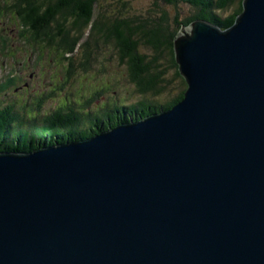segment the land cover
Here are the masks:
<instances>
[{
    "label": "water",
    "instance_id": "water-1",
    "mask_svg": "<svg viewBox=\"0 0 264 264\" xmlns=\"http://www.w3.org/2000/svg\"><path fill=\"white\" fill-rule=\"evenodd\" d=\"M174 51L172 109L0 153V264H264V0Z\"/></svg>",
    "mask_w": 264,
    "mask_h": 264
},
{
    "label": "trees",
    "instance_id": "trees-1",
    "mask_svg": "<svg viewBox=\"0 0 264 264\" xmlns=\"http://www.w3.org/2000/svg\"><path fill=\"white\" fill-rule=\"evenodd\" d=\"M164 1L172 6L188 5L192 11L171 20L166 11L146 19L125 15L126 4L110 14L108 8L99 7L100 0H9V4L1 5L0 19L6 15L13 26L19 23L16 27L24 37L20 35L34 44L41 58H50L47 63L57 61L64 74L57 85L51 81L52 90L41 96V102H34L36 110L16 102L0 106V153L29 154L75 144L166 112L181 102L188 85L176 62L175 39L197 20L223 31L230 28L243 12L244 0ZM102 45L115 48L131 93L113 94L91 110L95 101L110 91L108 85L75 101L64 99L52 110L38 114L44 97H53L76 75L78 67L88 70L97 58L95 49ZM5 87L0 86V90Z\"/></svg>",
    "mask_w": 264,
    "mask_h": 264
},
{
    "label": "rangeland",
    "instance_id": "rangeland-1",
    "mask_svg": "<svg viewBox=\"0 0 264 264\" xmlns=\"http://www.w3.org/2000/svg\"><path fill=\"white\" fill-rule=\"evenodd\" d=\"M7 3H10L9 0H0V6ZM123 4L127 5L125 15L141 17L142 19L166 11L169 18L173 20L177 14L180 17H186L192 11V8L188 5L178 4L172 6L164 0H100L99 7L108 8L111 14L122 8ZM2 16L4 18L0 19V86L9 79L10 74L17 70H19L17 78L20 77V85L11 83L4 90H0V106L14 105L16 102L17 104H27L29 108L33 107L36 110L35 97L49 93L53 87L51 81H55L56 84L58 78L64 74V68L59 66L55 60L53 63H47V60L50 59L48 56L41 58L40 52L34 44L29 43L27 37L23 38L24 35L18 32L21 28L17 29L16 25H19V23L13 26L11 22H7L6 15ZM102 46L100 49H95L94 52L97 58L91 62L92 64L88 70L85 71L83 68L78 67L76 75L67 84L62 85L60 83L59 86L62 85V87L57 90L53 97H44L41 108L39 112L37 111L38 114L52 110L64 99L75 101L82 95L86 97V94H90L101 87L105 88L108 85L111 87L110 91L103 94V99L95 101L91 110L97 109L103 102L111 99L113 94L128 96L131 93L126 69L119 64V57L115 48L112 45ZM144 48L142 50H145ZM81 59L82 52L80 51L77 60L80 61ZM43 74L47 76L45 77ZM23 88H29V93H18ZM92 139L88 138L84 141H91Z\"/></svg>",
    "mask_w": 264,
    "mask_h": 264
},
{
    "label": "flooded vegetation",
    "instance_id": "flooded-vegetation-1",
    "mask_svg": "<svg viewBox=\"0 0 264 264\" xmlns=\"http://www.w3.org/2000/svg\"><path fill=\"white\" fill-rule=\"evenodd\" d=\"M24 90L26 91V93H29L30 89L29 88H25V89L23 88V90H21V91H24ZM40 99H41V96L35 97L34 102H37V103H38V101L41 102L42 100H40Z\"/></svg>",
    "mask_w": 264,
    "mask_h": 264
},
{
    "label": "bare ground",
    "instance_id": "bare-ground-1",
    "mask_svg": "<svg viewBox=\"0 0 264 264\" xmlns=\"http://www.w3.org/2000/svg\"><path fill=\"white\" fill-rule=\"evenodd\" d=\"M120 127V126H119Z\"/></svg>",
    "mask_w": 264,
    "mask_h": 264
}]
</instances>
